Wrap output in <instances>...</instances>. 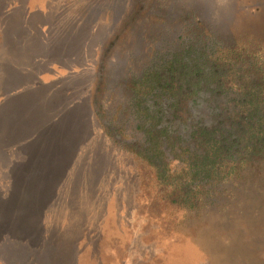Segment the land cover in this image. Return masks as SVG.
<instances>
[{
	"label": "rangeland",
	"instance_id": "obj_1",
	"mask_svg": "<svg viewBox=\"0 0 264 264\" xmlns=\"http://www.w3.org/2000/svg\"><path fill=\"white\" fill-rule=\"evenodd\" d=\"M175 1L264 62V0ZM165 13L156 0H0V264H264V156L178 208L92 116L97 81L136 70ZM199 105L188 117L210 123Z\"/></svg>",
	"mask_w": 264,
	"mask_h": 264
},
{
	"label": "trees",
	"instance_id": "obj_2",
	"mask_svg": "<svg viewBox=\"0 0 264 264\" xmlns=\"http://www.w3.org/2000/svg\"><path fill=\"white\" fill-rule=\"evenodd\" d=\"M156 1L166 3L169 25L136 70L113 83L97 81L89 108L130 159L135 179L152 184L155 201L193 209L210 183L239 176L264 156V62L196 8L178 5L174 15L176 1ZM118 16L131 21L125 11ZM199 104L210 123L188 117Z\"/></svg>",
	"mask_w": 264,
	"mask_h": 264
}]
</instances>
